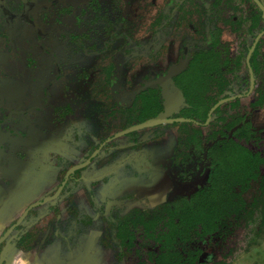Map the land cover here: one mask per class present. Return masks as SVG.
Masks as SVG:
<instances>
[{
  "label": "flooded vegetation",
  "instance_id": "flooded-vegetation-1",
  "mask_svg": "<svg viewBox=\"0 0 264 264\" xmlns=\"http://www.w3.org/2000/svg\"><path fill=\"white\" fill-rule=\"evenodd\" d=\"M262 6L0 0V264H158L151 226L213 192L233 134L244 126L262 151L250 122L264 102ZM239 33L234 48L223 39ZM241 63L247 75L233 74ZM249 95L252 113L217 128Z\"/></svg>",
  "mask_w": 264,
  "mask_h": 264
},
{
  "label": "trees",
  "instance_id": "trees-1",
  "mask_svg": "<svg viewBox=\"0 0 264 264\" xmlns=\"http://www.w3.org/2000/svg\"><path fill=\"white\" fill-rule=\"evenodd\" d=\"M262 140L261 151L244 126L237 130L218 155L213 192L207 190L185 202L191 208L184 209L177 223L169 220L165 225L151 226V238L161 254H167L158 258V264H196L201 251L187 249V244L193 239L209 240L223 226L226 215L240 211L242 202L235 188L244 191L251 180L259 179L258 187L264 186V137ZM193 205L198 208H192Z\"/></svg>",
  "mask_w": 264,
  "mask_h": 264
},
{
  "label": "rangeland",
  "instance_id": "rangeland-1",
  "mask_svg": "<svg viewBox=\"0 0 264 264\" xmlns=\"http://www.w3.org/2000/svg\"><path fill=\"white\" fill-rule=\"evenodd\" d=\"M246 37L249 44H251L252 38ZM241 38H243L242 33L223 36V39L227 43L233 44V48L235 47V40L238 39L240 41ZM260 40L263 41L261 49L264 51V36ZM234 73L238 76L247 75L245 64L241 63L234 70ZM255 79L258 91L264 94V64L255 75ZM218 98L217 94L216 99L218 100ZM250 98L251 95L241 98L231 108L225 106L218 115L224 118V120L214 118L216 127L218 128L223 125L224 121L229 122L241 115L252 113L249 107ZM250 122L257 129L264 127V102L260 110L256 111V113L254 111V116L250 119ZM234 192L240 195V201L242 202L239 206L240 211L237 214L226 215L222 222L223 226L209 240L207 238L205 240L193 239L188 243L190 249L199 250L211 255L208 261L200 264H264V186L262 188L253 186L252 189L244 192H240L239 190H235ZM140 244L143 243L137 242V245ZM135 250L137 255H139V251H144L143 247L139 249V246H136ZM145 251L155 253L156 246L151 243ZM111 262L116 263L115 260H111ZM119 262L120 264H153L149 260L145 259L142 261L139 258L133 257L126 259L124 262L121 260Z\"/></svg>",
  "mask_w": 264,
  "mask_h": 264
},
{
  "label": "water",
  "instance_id": "water-1",
  "mask_svg": "<svg viewBox=\"0 0 264 264\" xmlns=\"http://www.w3.org/2000/svg\"><path fill=\"white\" fill-rule=\"evenodd\" d=\"M262 11H263V15H264V7L262 6ZM252 51V50H251ZM253 85V84H252ZM181 100H182V98H181ZM227 100H222V101H220L219 103H217L212 109H211V112L213 111V110H215L220 104H222V103H224V102H226ZM165 102H166V105H167V108H169L170 107V103H171V99H166L165 98ZM165 114H170V112H168V113H165ZM165 117V115H163L162 117H158V118H156V119H153L152 121H150V123H148V125H154V124H157V123H160V122H163V118ZM160 121V122H159ZM175 121V120H174ZM171 122H173V121H171ZM206 255H204V257H205Z\"/></svg>",
  "mask_w": 264,
  "mask_h": 264
}]
</instances>
